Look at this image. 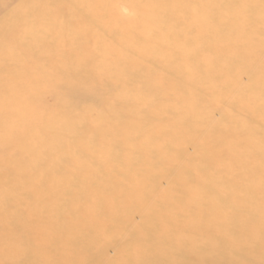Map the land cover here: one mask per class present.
Masks as SVG:
<instances>
[{
	"label": "rangeland",
	"instance_id": "1",
	"mask_svg": "<svg viewBox=\"0 0 264 264\" xmlns=\"http://www.w3.org/2000/svg\"><path fill=\"white\" fill-rule=\"evenodd\" d=\"M20 1L22 0H7L10 5L0 12V54L12 53V50L28 51L30 58L39 60L37 62L41 65L39 56L44 57L46 65L42 67L34 63L33 68L25 71L23 62L11 61L7 62L8 68L0 64V76L12 82L19 77L20 82H23L28 77L31 80L42 75L46 66H50V61L66 65L69 58H72L75 62L81 61L88 69L84 74H79L78 79L67 77L75 81L73 88L78 89L85 83L91 84L94 74H108L110 79L103 86L104 90L108 87L106 92L100 91L97 94L92 91L93 97L86 96L87 98H81L76 92L75 97L74 94L73 103L80 100L77 103L81 104L82 112L87 110L92 122H104L102 119L112 110L124 114L123 117L129 114L135 117L134 123L128 126L114 124L116 128L127 131V135L120 132L112 137L114 132H109L113 134L101 139L105 142L103 147L115 151V148L121 146L130 153L128 161L118 164L113 163L115 160L111 155L110 158L104 159L113 163V168L120 170L117 176L122 178V181L107 186V182L101 179L95 185L97 189L94 186L79 191L86 216L60 219L63 224L77 227L83 223L87 225L94 215L95 219L101 217L100 220H103L107 227L117 225L121 236L131 235L137 228L142 229V232L151 229L150 233L163 235L165 223L173 232L189 235L188 231L192 230L189 223L195 224L198 221L199 230L196 237H205L210 232H207L203 225L204 219H200L211 212L212 207L207 200L210 198L214 200L213 203L225 209L228 216L223 210L220 212L233 227L226 226L230 233L237 228L236 223L243 217L242 210L238 207H256L255 212L245 217L250 222H257L261 218L257 207L262 203L264 195V158L261 157L263 152L258 153L264 148V0H210V5L204 12L198 11V6L189 10L196 19L191 18L189 11L184 8L176 9V15L168 11L160 21L163 25L154 24L147 28L142 26L141 31L145 30L155 34L150 36L156 37L153 42L149 41L147 44L139 42L140 32L135 28L143 25L142 21L134 24L127 20L129 17H135L144 0H59L69 5L72 12L78 13L71 15L61 10L55 16L73 20L82 17L92 24L91 33L96 36L94 41L98 40V44L94 46L90 37H84L81 33L74 37V32L65 27V24L60 26L49 22L42 25L34 23L33 12H19ZM1 4L0 2V7ZM9 14H15L12 21H8ZM47 15L50 18L49 15L53 13ZM183 18L184 22L199 20V24L195 21L192 26L188 23L178 24ZM104 19L108 21L109 27H98L96 24ZM202 22L205 25H202ZM20 26L24 27L22 33H26V36H17ZM116 35L121 38L123 45L125 39L133 40L136 55L142 50L151 57L147 59V66L152 69L146 72L142 69L146 67L145 64L134 70L133 74L137 71L144 72L153 82H161V87H153L145 78L131 79L125 72L114 75L112 68L101 64L103 62L100 61L105 60H99L100 55L111 52L110 50H114L115 45H118ZM37 36L39 38L35 41ZM50 36L56 37L57 41ZM5 39L9 40V43L4 44ZM86 48L91 51L88 57L83 55ZM103 48L106 50L102 53ZM111 53L107 59H115L116 65L124 60ZM88 61L91 67L87 66ZM125 64L131 62L126 61ZM160 65H163L164 69L158 70ZM118 77L124 80L120 81ZM59 79L62 81L66 78L61 74ZM114 82L120 85H115ZM17 86L18 84L16 88ZM162 89L163 92H160ZM94 93L98 95L95 98ZM19 94L24 95L23 92ZM63 96L68 98L64 94ZM7 103L8 107L12 106L11 109H22L24 113L30 111L32 107L29 109V105L35 103L38 114L36 121L43 122L44 115L40 113L54 105V99L49 94L46 95L45 102L40 98L34 101V98L12 95L7 98ZM109 117H113L112 114ZM110 121L117 122L116 119ZM27 126L28 124L24 125L25 129ZM74 130L77 129L72 126L71 131ZM13 142V146L18 143ZM253 148L255 152L252 151ZM141 150L145 151L143 155L134 154ZM17 151L9 153L15 155ZM73 153L80 156L81 161H91L82 157L85 155L84 149H74ZM42 160L46 161L45 158ZM209 180H212L213 184ZM226 181L239 186H236L232 193L213 187L214 184L220 187ZM88 198L92 201L84 202ZM162 199L168 204H164ZM43 205L34 208L38 216L45 217L44 221L37 223L41 229L47 225V218L56 216L52 215L53 211L48 210L47 213V208L42 207ZM26 206L30 208L31 204ZM261 206L264 209V205ZM188 213L192 215L189 217ZM53 220L56 222L57 217ZM53 220L49 221V231L52 233V223H55ZM240 222L245 226L246 221ZM30 229L31 227L25 226V234L20 232L22 245L32 244L27 254L28 260L32 264H47L40 261L46 251L42 248L46 246L38 235L34 238L29 235ZM103 232L106 237L114 235L109 229ZM7 233L13 236L11 231ZM87 235L82 233L80 239H86ZM12 239L15 240L14 237ZM52 240L49 245L62 246L58 245L61 240ZM64 242L62 240V243ZM155 243L153 240L150 244L145 243V246L152 249ZM104 245L99 247L95 242L85 249V252H88L87 261L92 260L90 264L115 263L116 245ZM134 250L132 246L131 249L127 246L122 257L124 260L119 261V264H154L149 262L150 252L146 249L139 251L137 263H131L130 255ZM35 252L36 257L33 256ZM52 254L53 252L48 254L49 258L53 257ZM75 256L77 259L84 258L81 253Z\"/></svg>",
	"mask_w": 264,
	"mask_h": 264
},
{
	"label": "bare ground",
	"instance_id": "2",
	"mask_svg": "<svg viewBox=\"0 0 264 264\" xmlns=\"http://www.w3.org/2000/svg\"><path fill=\"white\" fill-rule=\"evenodd\" d=\"M0 2L2 3L0 12L10 5L7 0H0ZM208 5H210V0H144L135 17H129L127 20L134 22V24L142 21L143 25L135 28L140 32L138 34L139 42H146L147 44L149 41L153 42L156 37L150 36L155 34L147 33L145 30L144 32L141 31L143 30L142 26L147 28L154 24L163 25L160 24V21L165 18V13L168 11L176 15V9L184 8L189 11L198 6L197 10L204 12ZM68 6L59 0H22L18 3V10L24 14L33 12L35 16L33 18L34 23L42 25L45 22H49V24L60 26L65 24V27L71 29L72 33L74 32V37H78L77 33H81L84 37L92 39L93 46L98 44V40L94 41L96 36L94 37L91 33L92 24L82 19V17L78 18V20H73L55 16L61 10L71 15L78 13L72 12L71 7L69 6V8ZM48 13H53V15H49V18ZM188 15L196 19L195 15L190 11ZM14 16L15 14H9L8 21H12ZM184 18L180 19L178 24L188 23L192 26L195 21L184 22ZM195 23L199 24V20L195 21ZM201 24L205 25L203 22ZM96 25L98 27H109L108 21L105 19ZM23 31L24 27L20 26L17 36L19 37L20 34L26 36L27 34L22 33ZM50 37L57 41L56 37ZM38 38L39 36L35 38V41ZM115 40L119 43L117 46L115 45L114 50H110L112 53H103L106 49H102L103 54L100 55L99 60L105 61H100L103 62L101 64L112 68L114 75L125 72L130 75L131 79H148L144 72L137 71L133 74L134 70L143 67V65L145 66V64L146 67L142 69L146 70V72L152 69L147 66L148 60L151 58L148 53L141 50L136 55L133 40L125 39V45L122 44L121 38L117 37V35ZM3 42L7 44L9 40L5 39ZM58 49L59 46H57L56 50ZM83 51L84 56L88 57L90 55L91 51H88L87 48ZM12 53L0 54V64L8 68L9 64L7 62L20 60L25 65V71L33 68L32 65L34 63L41 65L37 62L39 60L30 58L28 51L15 52L12 50ZM109 53L113 56L117 55L119 59L121 57L124 60L118 62L120 63L119 65H116L115 59H107ZM39 57L43 67V65H46L44 62L45 58ZM126 61H130L131 64H125ZM76 62L72 58H69L66 65L58 61L55 63L50 61V66H46L47 68L42 75L35 76L31 80L28 77L23 82H20L19 77L15 82H12L6 80L4 76H0V264H32L27 257L32 244L28 243L23 246L21 243L22 236L20 232L25 231V226L31 227L29 235L33 236L32 238L36 237V235L40 239L42 238L43 244L46 246L42 250L46 249V251L45 254H41L40 261L47 264H90L92 260L87 261L86 254L88 252H85V249L87 250L95 242L99 247H104L106 243H111L113 246L116 245L114 264H119L124 260H122V257L127 246L130 249L131 246L135 249L130 255L131 263H137L139 251L146 249L150 252L149 262L154 264H264V209L261 206L264 205V195L262 196V203L257 207L261 215L257 222H250L245 218L248 217L247 214L250 216L252 212H255L256 207L253 205L248 208L244 206V209L238 207V209L242 210L241 215L243 217L236 223L235 226L237 228L231 232L232 234L228 231V228L233 227L220 212V210H223L226 215L225 209L213 203L214 200L211 198L207 199L212 207L210 214L207 216L200 215V220L204 219L203 221H205L203 225L206 231L210 233L205 235V237L199 236L200 238L196 237L199 230L198 221L195 224L189 223L192 229L188 231L189 235L184 232H173L172 228L168 229V225L165 223L163 235H160V233L155 234L154 232L150 233L151 229L142 232V229L137 228L131 235L126 234L127 236H121L122 234L118 233L117 225L107 227L103 220H100L102 219L101 217L95 219L94 215L92 221L87 223V225H85L86 223L80 224L79 227L70 224L66 225L60 221V219L86 216V209L83 208L84 203L78 194L82 189L93 188L101 179L105 183L107 182V186L119 184L122 181V178L117 176L120 170L117 167L113 168L111 165L113 163L126 162L131 155L127 150H123L121 146L115 148V151L103 147L105 142H102L101 139L113 134L109 132H114L111 135L112 137L120 134V132L127 135V131L116 128L114 124L120 123L128 126L135 121L133 115L129 114V116L123 117L124 114H119L117 110H112L102 119L104 122L101 120L92 122L88 117L87 110L84 109V112H82L81 104L77 103L80 100L73 103V98L76 97L75 92L81 98L93 97L92 91H96L97 94L100 91L106 92L108 87L104 90L103 86L110 79L107 77L108 74H94L91 84L85 83L84 86L75 89L73 88V85H76L75 81L68 78L78 79L79 74H84L88 70L81 61ZM87 66L91 67L89 61ZM103 66L101 67L108 68ZM157 69H164V66L160 65ZM61 74L66 79L61 81L59 79ZM119 80L123 81L124 79ZM148 80L157 89L162 85L161 82L156 80L154 83L151 78ZM111 83L112 81L109 84ZM115 85L120 84L115 83ZM20 92H23L24 95L19 94ZM160 92H163V89ZM47 94L53 97L54 105L50 107L51 109L47 108V111L45 109L41 111L40 115H44L43 122L36 121L38 114L37 108L34 107L35 103L31 104L32 106L29 105V109L32 108L27 113L15 107L13 110L11 109L12 106L8 107L7 105V98L12 95L20 96V98H34V101L40 98L41 101L45 102ZM63 94L68 98H64ZM97 94L94 93V98L98 96ZM110 114L113 117H109ZM127 117L132 118L128 119ZM112 119H116L117 122L112 123L110 121ZM26 124L28 126L25 129L24 125ZM72 126L76 127L77 130L72 132ZM110 126L111 128H109ZM13 137L16 138L14 139ZM13 141H18V143L13 146L11 145ZM74 149H84L83 154L85 155L82 157L89 158L91 161H81L80 156L74 155ZM13 150H18L15 155L9 153ZM254 150L253 148L252 151ZM144 152V150H141L139 153H133L136 156H140ZM260 152H263L261 157L264 158V148L262 151H258L259 154ZM110 155L115 162L110 163L104 160L105 158H110ZM42 158H45L46 161H43ZM70 168L74 169L70 170ZM170 178L172 179V177ZM202 180L205 182L204 179ZM209 181L213 184L212 180ZM236 186H239V184L226 181L220 187L215 184L213 187L222 192L232 193ZM66 191L68 192L65 194ZM100 197H103V195H100ZM90 201H92L91 198H88L84 202L88 203ZM161 201L164 204H168L163 199ZM26 204H31L30 208ZM40 204H44L42 207L47 208V213L48 210L53 211L54 214L52 215L56 214L55 217H57L56 222L53 220L55 217L47 218L45 221L47 225L44 229L38 227L37 223L38 221H44L45 217L38 216L36 209H34ZM187 215L190 217L192 213ZM52 220L55 222L52 223L54 227L53 233L49 231L51 225L49 221ZM231 221L233 222V220ZM240 221H246L245 226H242ZM105 229L111 230L114 235L106 237L103 232ZM8 231H11L13 236L8 234ZM256 231H260V233ZM82 233L88 234L86 239H80ZM17 237L20 239H16ZM56 238L61 240V242H58V245H62L61 247L49 245L53 241L52 239ZM150 238L156 243L151 247L152 249H147L145 243L150 244L152 242ZM62 240L66 243H62ZM51 252L54 255L52 254L53 257L49 258L48 254ZM78 253H81L82 257L84 255V258H75ZM33 256H37L36 252Z\"/></svg>",
	"mask_w": 264,
	"mask_h": 264
}]
</instances>
